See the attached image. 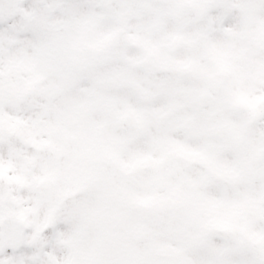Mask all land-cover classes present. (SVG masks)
Masks as SVG:
<instances>
[{
	"label": "flooded vegetation",
	"instance_id": "af4514ba",
	"mask_svg": "<svg viewBox=\"0 0 264 264\" xmlns=\"http://www.w3.org/2000/svg\"><path fill=\"white\" fill-rule=\"evenodd\" d=\"M198 1L182 11L184 0H80L87 7L69 0L70 21L88 24L59 26L51 59L64 90L86 85L88 97L106 101L101 146L132 187L126 196L144 193L134 195L135 181L128 183L135 174L152 176L147 207L161 217L152 230L183 253L195 248L221 263L244 245L264 258L263 10L242 6L222 33L209 30V2ZM48 212L39 220L45 227L57 221L55 207ZM1 215L18 219L26 237L25 209L7 205ZM212 225L221 227L213 236ZM40 233L23 239L36 253H21L18 264L51 263ZM10 259L0 255V264Z\"/></svg>",
	"mask_w": 264,
	"mask_h": 264
},
{
	"label": "rangeland",
	"instance_id": "374dc122",
	"mask_svg": "<svg viewBox=\"0 0 264 264\" xmlns=\"http://www.w3.org/2000/svg\"><path fill=\"white\" fill-rule=\"evenodd\" d=\"M232 1L238 3L234 12L228 4ZM26 2L29 0H0V199L15 195L22 200V204L18 202L24 205L22 209L31 207L28 216L35 217L44 216L52 200L56 205L55 195L73 196L66 206H72L74 244L68 248L72 230L68 224L57 237L63 239V248L53 247L57 255L54 264H102L104 249L116 255L112 264H225L195 249L184 255L180 246L163 233L147 232L138 209L153 203L152 176L135 174L128 183L135 181L133 190L144 193L140 197L125 196L128 184L121 178L122 169L106 162L101 146L98 119L106 101L88 97L86 85L63 90L66 82L54 62L47 59L59 26L85 29L88 23L70 21L68 3L64 6L57 0H30V6L25 7ZM230 2H210L205 18L209 30L220 27L222 33L227 31L235 17L242 16V6L249 7L253 14L262 9L264 16V0ZM129 157L130 153L126 159ZM14 178L23 180L21 190L10 185ZM36 191L44 200L41 205L36 203ZM111 219L120 222L113 232L118 242L107 248L100 235ZM97 220H101L100 226ZM139 229L146 232L148 240L130 248V238ZM32 237L33 232L28 233V239ZM150 249L163 255H151Z\"/></svg>",
	"mask_w": 264,
	"mask_h": 264
},
{
	"label": "snow or ice",
	"instance_id": "6c2138e0",
	"mask_svg": "<svg viewBox=\"0 0 264 264\" xmlns=\"http://www.w3.org/2000/svg\"><path fill=\"white\" fill-rule=\"evenodd\" d=\"M68 2L69 0H65L64 6H67ZM71 3L79 7L88 6L86 4H82L80 0H71ZM28 6H30V0L25 4V7ZM259 119L264 120V115H261ZM62 227V224L57 223L53 227L44 229L43 237L46 238L49 242H51L55 238L56 229ZM30 251H32L31 247L26 246L24 243L19 241L0 244V255L10 257L11 259L9 261V264H18L17 257L21 253H27ZM25 264H31V262L26 261ZM230 264H264V258H261L254 248L244 245L241 246L230 258Z\"/></svg>",
	"mask_w": 264,
	"mask_h": 264
},
{
	"label": "water",
	"instance_id": "95a60500",
	"mask_svg": "<svg viewBox=\"0 0 264 264\" xmlns=\"http://www.w3.org/2000/svg\"><path fill=\"white\" fill-rule=\"evenodd\" d=\"M141 213H142V215H143L144 220L148 221L149 215L151 216V214L148 213V211H145V212H144L145 214H144L143 212H141ZM137 241H138V242H142V241H144V238H139Z\"/></svg>",
	"mask_w": 264,
	"mask_h": 264
}]
</instances>
